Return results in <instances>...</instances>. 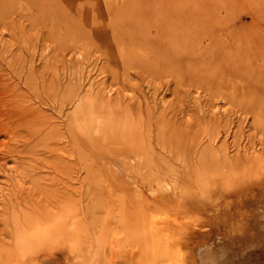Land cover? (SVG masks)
Returning <instances> with one entry per match:
<instances>
[{
  "label": "rangeland",
  "instance_id": "rangeland-1",
  "mask_svg": "<svg viewBox=\"0 0 264 264\" xmlns=\"http://www.w3.org/2000/svg\"><path fill=\"white\" fill-rule=\"evenodd\" d=\"M212 1L0 0V214L26 193L0 221V264L264 258V171L235 162L264 157V57L245 48L224 72ZM218 75L240 77L233 97Z\"/></svg>",
  "mask_w": 264,
  "mask_h": 264
},
{
  "label": "bare ground",
  "instance_id": "bare-ground-1",
  "mask_svg": "<svg viewBox=\"0 0 264 264\" xmlns=\"http://www.w3.org/2000/svg\"><path fill=\"white\" fill-rule=\"evenodd\" d=\"M245 1H248V0H245ZM260 0H253L252 2H249L248 4H250V5H248V6H246V7H248V8H250V10H246L245 9V7H244V5L242 6L241 4L239 5V4H235V3H233L231 0H215V1H212V4H214V2H215V4H214V7H210L211 8V11H210V8L209 7H207L208 9H206L205 8V10H204V16H205V19L206 20H204L205 22H206V24H207V26L206 25H204V26H206L207 27V30H210V32H211V34H212V36L210 37V46L211 47H213V49H217V51H219L220 52V55H221V57H222V61H225V67L223 66V68L225 69V71H224V69H223V71L226 73L227 71H226V69H227V67H229V63H228V61H230L229 59H227V58H232L233 59V56L235 55V56H241V55H244L245 56V48H247V50H248V48H249V52L251 51V47H252V50H254L255 48L257 49V51L255 52V53H257L256 55H255V57H260V56H262V57H264V36H263V33H264V30H263V28L261 27V24H262V16H263V12H264V0H261L260 1V3H258ZM210 4H211V2H210ZM211 4V6H213ZM207 5V4H206ZM205 5V6H206ZM200 8V7H199ZM219 8L221 9H224V10H226V12H227V14H226V12H225V14L227 15V19H226V21H224L223 20V17L221 18V21H218L217 19L219 18H217V19H213L212 18V16L214 15H212V13L211 12H213L215 9L216 10H218L219 11ZM212 9H214V10H212ZM207 10V11H206ZM209 10V11H208ZM217 11V12H218ZM171 12V11H170ZM224 12V11H223ZM172 13V12H171ZM214 13H216V12H214ZM219 13V14H218ZM218 13H216V14H218V15H220V12H218ZM243 13H247V14H250L251 15V18H252V22L251 23H249V24H247V23H245V24H241V25H239V23L237 22V21H241V15L243 14ZM201 14H203V13H201ZM144 15V14H143ZM161 15H163V14H161ZM194 15V14H193ZM197 15V14H196ZM170 16L171 17H173V15L172 14H170ZM183 16V15H182ZM182 16H181V18H182ZM215 16V15H214ZM170 17V18H171ZM196 17V16H195ZM246 17V16H245ZM162 18V17H161ZM160 18V19H161ZM165 18V17H164ZM210 18H212L211 20H210ZM216 18V17H215ZM159 19V18H158ZM174 19H176L175 17H174ZM178 19V18H177ZM176 19V24L177 23H179V21ZM220 19V18H219ZM246 19V18H245ZM215 20V21H214ZM222 20H223V22H222ZM199 21V20H198ZM256 21H259L258 23L256 22ZM189 22V21H188ZM219 22H221L220 24H219ZM243 22V21H242ZM143 23V22H142ZM182 23V22H181ZM199 23V22H198ZM169 24V23H168ZM183 24V23H182ZM211 24H213V25H211ZM222 24V25H221ZM260 24V25H259ZM157 25V24H156ZM221 25V26H220ZM179 26V25H178ZM214 26H219L218 28V30H216L215 28H214ZM223 27V28H222ZM170 28H172V27H170ZM168 29V28H167ZM166 30V29H165ZM204 30V29H203ZM206 30V29H205ZM204 30V31H205ZM226 33V36L227 35H230L229 37H231L230 38V40L228 39V36H227V39L225 40L223 37H225L222 33ZM222 35H223V37H222ZM253 44V46H250V45H252ZM174 45V44H173ZM241 46H243V47H241ZM255 46V47H254ZM253 47H254V49H253ZM258 49L259 50H263V51H258ZM255 51V50H254ZM248 52V53H249ZM253 52V51H252ZM250 54V53H249ZM158 55V54H157ZM233 55V56H232ZM232 56V57H231ZM158 57V56H157ZM211 57V56H210ZM236 58V57H235ZM234 58V59H235ZM157 59V58H156ZM162 59V58H161ZM231 59V61H233L232 62V64H234L233 65V69L234 68H236L233 72H235V73H237V74H239L238 73V70H237V66L235 65V63H234V59L232 60ZM249 61H251V59L252 60H254V61H252V62H254L255 64H256V62H257V60L258 59H256L255 60V58L254 57H252V56H250L249 55ZM163 60V59H162ZM228 60V61H227ZM244 60H245V58H244ZM207 61V60H206ZM209 61V60H208ZM256 61V62H255ZM241 62H243L242 63V66L245 68H249V67H247V63H248V61L246 62V61H241ZM246 64H245V63ZM251 62V63H252ZM227 63H228V65H227ZM251 63H249V64H251ZM208 64V63H207ZM220 65H221V63H219ZM218 64V65H219ZM255 64L253 65V64H251V68H252V70H258V69H260V67L258 68V67H256L255 66ZM257 64H259V63H257ZM256 64V65H257ZM231 65V64H230ZM213 66V65H212ZM214 66H216V65H214ZM227 66V67H226ZM253 66H255V67H253ZM214 68V67H213ZM215 68H217V66L215 67ZM218 68H219V66H218ZM246 68H245V73H246V71H248V73H249V70H246ZM257 68V69H256ZM231 69H232V66H231ZM219 70V69H218ZM228 70V69H227ZM209 71H211L212 72V70H210L209 69ZM220 71H222L221 69H220ZM243 71V72H244ZM214 72L216 73V71H215V69H214ZM228 73V72H227ZM224 74V73H223ZM228 74H231V71H230V73H228ZM244 75V74H243ZM209 77H211L210 75H208ZM219 76V75H218ZM237 76V75H236ZM227 76V77H225V76H219V78L217 77H215V76H212V77H215V81H217V82H220L221 83V85L219 86V88H220V90L222 91V95H226V96H228V95H231L232 97L234 96V93H233V91H232V89H233V80L235 79V78H240L239 76H240V74H239V76ZM221 77H224L223 79H221ZM247 78H249V80H248V82L250 81V78H251V82H253V80H252V77H250V76H246ZM243 80H245L244 78H242ZM219 80V81H218ZM241 81V80H240ZM237 82H238V80H237ZM211 83V82H210ZM210 83H209V85H210ZM212 85H213V83H211ZM208 85V84H207ZM243 87V86H242ZM245 87V86H244ZM247 87V86H246ZM218 87H217V89H219ZM208 89H210V86H209V88H207V90ZM211 89H213L212 91H214V88L212 87ZM210 92V91H209ZM243 92H244V89H243ZM242 92V93H243ZM247 93H248V91H247ZM247 93H245V95L247 94ZM244 94V93H243ZM244 95V96H245ZM14 102V101H13ZM71 118V117H70ZM100 121L101 120H99V123H100ZM27 122V121H26ZM35 122V121H34ZM33 122V123H34ZM32 122H31V125H30V128H34V124H33ZM29 124V123H28ZM97 124V123H96ZM22 125H24V122L22 123ZM84 125V124H83ZM98 125V124H97ZM73 127V126H72ZM31 130V129H30ZM35 130V129H34ZM46 134V133H45ZM48 136V135H47ZM42 139H43V137H41ZM45 142V141H44ZM44 145V144H43ZM213 154V153H212ZM214 154H216L215 152H214ZM213 154V155H214ZM239 154V153H238ZM246 154V153H245ZM257 154V156H250V157H248L247 155H249L248 153L246 154V156L244 155V158L243 159H240L239 157V159L237 160L236 159V161L235 162H237V161H242V162H240L241 164H243V165H241V166H250V167H252V168H255V167H258L257 169L258 170H263L264 171V157L262 156L263 154H261V156H258V153H256ZM219 155V154H218ZM218 155L216 156V157H214V158H216L215 159V161L217 160V157H218ZM236 155H237V153H236ZM235 155V156H236ZM240 155V154H239ZM260 155V154H259ZM211 159H212V157L213 156H210V155H208ZM227 156V155H226ZM226 156L224 157V158H226ZM208 157V158H209ZM232 157V156H231ZM237 157V156H236ZM243 157V156H242ZM205 158V157H204ZM221 158V157H220ZM219 158V159H220ZM229 158V157H228ZM228 158H226L230 163L232 162V161H230L232 158H233V162H234V157H232V158H230V160L228 159ZM222 159V160H221ZM220 160H219V162H222V161H224V159L223 158H221ZM213 160V159H212ZM226 160V161H227ZM204 161V160H203ZM227 161V162H228ZM57 162V161H56ZM59 162V161H58ZM218 162V163H219ZM189 163V162H188ZM224 163V162H223ZM238 163V162H237ZM64 164V163H63ZM208 164V163H207ZM216 164V163H215ZM236 163H233V166L235 167L236 165H235ZM189 165H190V163H189ZM188 165V166H189ZM198 165H200V164H198ZM203 165V164H202ZM206 165V164H205ZM217 165V164H216ZM223 165V164H222ZM228 165V164H227ZM57 166V165H56ZM187 166V165H186ZM219 166H221V165H219ZM224 166V165H223ZM232 166V164L230 165V167ZM232 166V167H233ZM239 166V165H238ZM58 167H60V166H58ZM66 167V166H65ZM64 167V168H65ZM203 167V166H202ZM214 168H215V166H213ZM222 167V166H221ZM230 167H229V169H230ZM233 167V168H234ZM245 167V168H246ZM63 168V167H62ZM193 168V167H192ZM191 168V169H192ZM217 168V167H216ZM220 168V167H219ZM218 168V169H219ZM224 169H225V166L223 167ZM25 169V168H24ZM197 168H195L194 167V170H192V171H194V174H193V177L194 178H198L199 177V175H197V174H200V171H197L196 170ZM202 169V168H201ZM224 169H222L223 171H225ZM226 169H227V167H226ZM229 169H227L228 170V172H229ZM241 169V168H240ZM238 170V168L236 169V171L238 170L239 171V174L240 173H242L243 175H245L246 173L245 172H243V170H245V169H242V170ZM248 169V168H247ZM250 169V168H249ZM206 170V169H205ZM217 170V169H216ZM221 170V169H220ZM221 170V171H222ZM235 170V169H234ZM253 170H255V169H253ZM252 170V171H253ZM197 171V172H196ZM230 171H232L231 169H230ZM241 171V172H240ZM246 171V170H245ZM23 172H25V171H23ZM199 172V173H198ZM203 172V174L205 173L206 174V172H204V171H202ZM210 172V171H209ZM227 172V171H226ZM227 172V173H228ZM27 173V172H26ZM218 173H220L219 171H218ZM209 174V173H208ZM211 174V173H210ZM213 174V173H212ZM216 174V173H215ZM223 174V173H222ZM221 174V175H222ZM201 175V174H200ZM28 176V175H27ZM198 176V177H197ZM202 176V175H201ZM209 176V175H208ZM213 176V175H212ZM19 177V176H18ZM219 177H221V176H219ZM238 177V176H237ZM203 178V177H202ZM231 179V178H230ZM24 180V179H23ZM223 180V179H222ZM232 181V180H231ZM47 183V182H46ZM200 183V182H199ZM24 184V183H23ZM22 190V189H21ZM17 191V190H16ZM19 191V190H18ZM10 192V191H9ZM20 193H21V197H20ZM26 195V193L25 192H21V191H19L18 193H14V196H10V198L9 199H5L6 201H4L3 203H2V206H3V210H2V215H1V217H3V220H1V218H0V221L1 222H6L7 220H6V218H11L10 217V215H11V213H10V211H13V214H12V217L13 216H15V213L16 214H18L19 213V211H18V213H17V208L19 207V208H21V204H22V202L25 200L24 199V197L22 196V195ZM11 195V194H10ZM28 195V194H27ZM26 197V196H25ZM23 200V201H22ZM3 201V200H2ZM8 201V202H7ZM20 210V209H19ZM33 211V210H32ZM26 215V214H25ZM24 215V216H25ZM8 216V217H7ZM16 218H17V216H15ZM26 217V216H25ZM29 217V216H28ZM236 217V216H235ZM16 218H14L13 217V219L15 220ZM18 218H20L19 216H18ZM46 218V217H45ZM12 219V218H11ZM48 219V218H47ZM8 220H10V219H8ZM13 220V221H14ZM16 221H18V220H16ZM15 222V221H14ZM16 223V226H17V222H15ZM18 223H19V221H18ZM19 225V228H20V224H18ZM152 226V225H151ZM16 228V227H15ZM18 228V227H17ZM24 228V227H23ZM26 229V228H25ZM24 229V230H25ZM18 233L20 234V232L18 231ZM154 233V232H153ZM209 236V235H208ZM210 237V236H209ZM212 237V236H211ZM206 242V241H205ZM194 243V242H193ZM198 244H199V242H198ZM202 244V243H201ZM204 245V244H203ZM206 245H208V244H206ZM201 247V245L200 246H195V247H193V249L191 250L192 252H194V254H200L201 253V251H203V250H206L207 251V249H201L200 248ZM157 248V247H156ZM206 248V247H205ZM207 248H209V246L207 247ZM226 250V249H225ZM212 252H214V251H211V253ZM220 252V251H219ZM226 252V251H225ZM227 252H228V250H227ZM164 253V252H163ZM207 254V253H206ZM214 254V253H213ZM228 254H231V253H227L226 255H228ZM208 255V254H207ZM210 255V254H209ZM218 255V254H217ZM200 256V255H199ZM229 256V255H228ZM208 257V256H207ZM206 257V258H207ZM230 257H232V256H230ZM234 257V256H233ZM233 257H232V259H233ZM212 258H214V256L212 257ZM216 258H217V256H216ZM218 258H219V256H218ZM226 258H227V256H226ZM229 258V257H228ZM227 258V259H228ZM235 258V257H234ZM7 260H9L8 259V257L6 258ZM201 259H202V257H201ZM220 259H222V256H220ZM229 259H231V258H229ZM228 259V260H229ZM203 260V259H202ZM227 261V260H226ZM251 261V260H250ZM253 261V260H252ZM213 262V261H212ZM219 262V261H218ZM234 262V261H233ZM241 262V261H240ZM240 262H238L239 264H240ZM249 262V261H248ZM213 263H215V262H213ZM223 263V262H222ZM234 263H237L236 261L234 262ZM237 263V264H238ZM252 263V262H251ZM254 263V262H253ZM226 264H229V263H226ZM231 264H233V263H231ZM250 264V263H249ZM257 264H264V258L263 259H260L259 260V262L257 263Z\"/></svg>",
  "mask_w": 264,
  "mask_h": 264
}]
</instances>
